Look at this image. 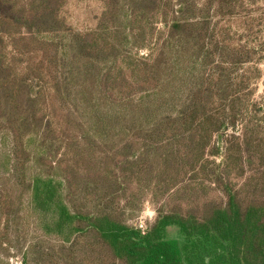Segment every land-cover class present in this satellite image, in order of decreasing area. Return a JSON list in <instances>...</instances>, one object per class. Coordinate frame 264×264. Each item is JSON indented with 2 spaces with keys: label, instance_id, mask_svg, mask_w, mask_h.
<instances>
[{
  "label": "trees",
  "instance_id": "trees-1",
  "mask_svg": "<svg viewBox=\"0 0 264 264\" xmlns=\"http://www.w3.org/2000/svg\"><path fill=\"white\" fill-rule=\"evenodd\" d=\"M65 1L0 0V245L26 225L46 242L29 264H264L255 125L211 145L236 128L248 62L213 37L220 0H102L80 33ZM148 195L167 202L141 231Z\"/></svg>",
  "mask_w": 264,
  "mask_h": 264
},
{
  "label": "rangeland",
  "instance_id": "rangeland-1",
  "mask_svg": "<svg viewBox=\"0 0 264 264\" xmlns=\"http://www.w3.org/2000/svg\"><path fill=\"white\" fill-rule=\"evenodd\" d=\"M103 8L102 0H66L62 8V15L72 30L85 32L94 29L96 18ZM207 16V15H206ZM211 17V30L213 37L220 43L219 48L224 47L229 51H238L244 55L248 62L242 65L238 72L233 75L234 88L237 91L236 97L241 100V112L236 116V128H228L221 137L214 134L211 138V145L219 147L224 153L230 137L235 135L240 137L244 126L247 129L254 127L255 137L262 142L264 147V0H220L214 4ZM156 39L164 36V28L159 23L156 24ZM214 48L213 44L210 46ZM140 53V54H139ZM144 50L138 52V57L145 55ZM211 74V73H210ZM227 123H229L227 121ZM211 160V158H210ZM219 161V159H215ZM252 165H245L246 173L255 172L257 159H251ZM32 172L28 170V176ZM245 174L244 176H246ZM26 199V197H25ZM221 199V194L217 191H207L206 194H199V200ZM165 198L152 201L150 196H144L141 201V212L138 217L131 222L133 226L139 228L152 223L156 217L155 210L164 205ZM23 219L28 218L26 214ZM25 224L26 221L22 222ZM14 226V224H12ZM5 226H1L3 229ZM140 229V228H139ZM19 232L24 233V237L16 238L11 227H8V243L0 250V259L7 264H29V256L26 255L29 247L33 250L36 245H44L46 242L40 238V232L26 225L19 226ZM169 238L181 242V238L175 228H168ZM21 245H18L19 242ZM17 242V243H16ZM23 245L22 250L20 247ZM39 255V254H38ZM36 258V257H34ZM47 264V263H31Z\"/></svg>",
  "mask_w": 264,
  "mask_h": 264
},
{
  "label": "built area",
  "instance_id": "built-area-1",
  "mask_svg": "<svg viewBox=\"0 0 264 264\" xmlns=\"http://www.w3.org/2000/svg\"><path fill=\"white\" fill-rule=\"evenodd\" d=\"M139 228H140V230L142 231L143 227H140V226H139ZM139 228H138V229H139Z\"/></svg>",
  "mask_w": 264,
  "mask_h": 264
}]
</instances>
